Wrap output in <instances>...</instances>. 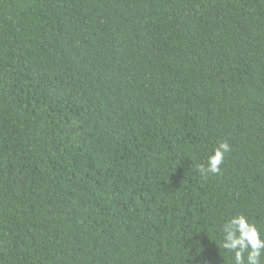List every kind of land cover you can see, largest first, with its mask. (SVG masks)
<instances>
[{"label": "trees", "instance_id": "obj_1", "mask_svg": "<svg viewBox=\"0 0 264 264\" xmlns=\"http://www.w3.org/2000/svg\"><path fill=\"white\" fill-rule=\"evenodd\" d=\"M236 214L264 231V0H0V264H234Z\"/></svg>", "mask_w": 264, "mask_h": 264}, {"label": "clouds", "instance_id": "obj_2", "mask_svg": "<svg viewBox=\"0 0 264 264\" xmlns=\"http://www.w3.org/2000/svg\"><path fill=\"white\" fill-rule=\"evenodd\" d=\"M230 151L231 146L228 142L219 143L214 148L213 154L208 157L207 168L200 166V171L204 174L218 173L226 153ZM218 231L221 234V240L217 244L220 249L233 255L234 264H261V257L264 256V231L247 215H232L223 222ZM199 255L198 247L194 255L189 252L188 258L192 264H207V261L198 259Z\"/></svg>", "mask_w": 264, "mask_h": 264}]
</instances>
